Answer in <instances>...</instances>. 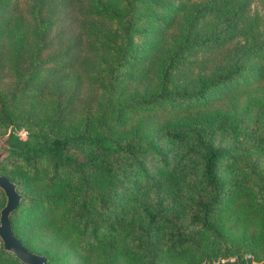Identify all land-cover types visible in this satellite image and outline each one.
Segmentation results:
<instances>
[{
	"label": "trees",
	"instance_id": "1",
	"mask_svg": "<svg viewBox=\"0 0 264 264\" xmlns=\"http://www.w3.org/2000/svg\"><path fill=\"white\" fill-rule=\"evenodd\" d=\"M243 94H264V0H0L13 234L48 264L263 259L264 171L214 143L264 147L220 106ZM0 264L22 263L0 242Z\"/></svg>",
	"mask_w": 264,
	"mask_h": 264
},
{
	"label": "rangeland",
	"instance_id": "2",
	"mask_svg": "<svg viewBox=\"0 0 264 264\" xmlns=\"http://www.w3.org/2000/svg\"><path fill=\"white\" fill-rule=\"evenodd\" d=\"M223 102L222 109L229 110V114L236 117L235 121H238L245 130H250V133H254L252 136H260L264 134V94L263 95H251L245 94L238 96L235 100L225 104ZM162 127L153 131V136L157 138V143L163 149H169L173 146L172 142L163 134ZM11 132L7 130L6 133ZM19 139H25L26 135L23 129L14 130ZM5 133V134H6ZM251 138V137H250ZM252 140H246V142H235V140L229 135L223 128H218L214 133V143L224 146H237V147H249L248 151L243 153V157H246L248 163H254L257 171H264V147H258L251 145ZM248 143V144H246ZM247 145V146H245ZM187 159H182L185 161ZM188 169L191 167V162L185 163ZM151 181L149 185H152ZM148 186V184H147ZM143 186L141 189L144 190ZM148 197L152 194L149 190L147 192ZM236 257V256H235Z\"/></svg>",
	"mask_w": 264,
	"mask_h": 264
},
{
	"label": "water",
	"instance_id": "3",
	"mask_svg": "<svg viewBox=\"0 0 264 264\" xmlns=\"http://www.w3.org/2000/svg\"><path fill=\"white\" fill-rule=\"evenodd\" d=\"M18 136L13 132H8L0 136V163L6 159L12 150L16 149ZM0 190L4 196V203L0 207V242L2 250L12 255L22 264H48L47 257L29 251L21 241L13 234L10 224V214L19 205L21 195L16 190L14 182L8 180L4 175H0ZM202 264H239L235 256L217 258L209 262L204 259ZM243 264H264V258L255 261L250 254L244 255Z\"/></svg>",
	"mask_w": 264,
	"mask_h": 264
}]
</instances>
